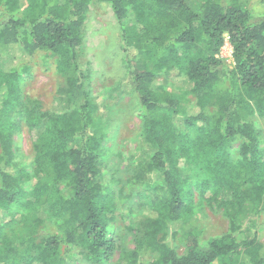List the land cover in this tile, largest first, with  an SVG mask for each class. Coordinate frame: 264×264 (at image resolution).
Returning <instances> with one entry per match:
<instances>
[{"label":"trees","instance_id":"obj_1","mask_svg":"<svg viewBox=\"0 0 264 264\" xmlns=\"http://www.w3.org/2000/svg\"><path fill=\"white\" fill-rule=\"evenodd\" d=\"M94 2L117 22L140 111L130 194L116 195L144 199L122 228L129 250L104 181L109 125L78 63ZM225 35L231 70L219 58ZM37 53L53 58L61 80L53 111L23 95ZM254 114L264 118V14L254 17L249 0H0V264H72L75 256L103 264L119 249L121 264H264L253 218L264 201ZM23 127L32 138L28 164L12 140ZM214 205L227 230L204 246L188 225ZM14 206L23 212L11 214ZM47 223L55 232H45ZM178 234L181 254L169 242Z\"/></svg>","mask_w":264,"mask_h":264},{"label":"rangeland","instance_id":"obj_2","mask_svg":"<svg viewBox=\"0 0 264 264\" xmlns=\"http://www.w3.org/2000/svg\"><path fill=\"white\" fill-rule=\"evenodd\" d=\"M253 16L262 17L264 14V0H249ZM84 43L82 50L78 54V63L82 70L91 73L88 84L92 98L100 105L99 114L106 121L109 128L104 139V147L108 151V159L105 167L104 181L114 192L115 204L118 207L116 217L118 226L121 229L132 219L130 212H136L144 204L143 197L135 194L130 199L120 200L116 197L122 190L128 197L130 194L126 182L132 175V170L128 167L129 162L138 145L140 118L138 103L129 88L123 71V53L119 40V29L117 22L109 6L104 3L94 2L90 8L86 23L83 29ZM219 58L222 63L231 70L234 66L232 59V49L228 42L227 35L224 36V45L220 49ZM56 65L53 58L43 53L34 55L28 65V71L23 76V95L38 101L41 112L53 111L57 103L55 102L60 79L56 74ZM225 84V82H223ZM248 122L256 130L259 139L264 146V118L254 114L248 118ZM14 148L20 155L22 161L30 163L32 160V138L25 127L16 130L12 136ZM240 141L235 140L229 144V156L232 161L239 156ZM183 175L190 178L191 173L185 171ZM125 187V188H124ZM194 191L195 200L197 191L194 187L187 188ZM144 191V190H143ZM140 193V192H138ZM144 196H149L147 193ZM255 218L259 225L257 237L258 241L264 245V201L258 208ZM11 214L18 215L23 212L20 206L12 207ZM191 229L198 234L202 245L207 244L214 238L222 236L227 230V220L223 215V210L216 207L204 206L200 214L191 220ZM45 232H55L56 226L47 223ZM114 229V231L116 232ZM171 238L170 245L181 254L183 251L182 241L178 238ZM122 241L125 250L132 249L131 235H125L122 229ZM122 243V242H121ZM121 245V246H122ZM120 249L113 257L103 264H121ZM72 264H94L85 259L75 256Z\"/></svg>","mask_w":264,"mask_h":264}]
</instances>
